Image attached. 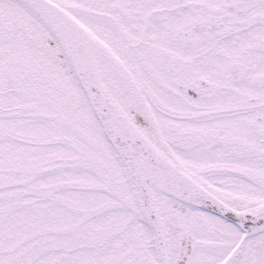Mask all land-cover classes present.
Masks as SVG:
<instances>
[{
  "label": "snow or ice",
  "instance_id": "1",
  "mask_svg": "<svg viewBox=\"0 0 264 264\" xmlns=\"http://www.w3.org/2000/svg\"><path fill=\"white\" fill-rule=\"evenodd\" d=\"M0 264H264V0H0Z\"/></svg>",
  "mask_w": 264,
  "mask_h": 264
}]
</instances>
